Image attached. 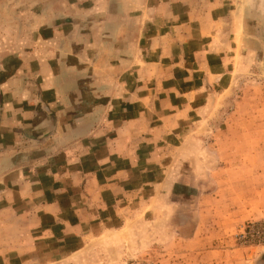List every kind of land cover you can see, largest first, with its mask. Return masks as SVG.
Listing matches in <instances>:
<instances>
[{"label":"crops","instance_id":"crops-1","mask_svg":"<svg viewBox=\"0 0 264 264\" xmlns=\"http://www.w3.org/2000/svg\"><path fill=\"white\" fill-rule=\"evenodd\" d=\"M184 1L159 0L175 8L162 20L179 21L168 47H182L183 15L223 23L236 17L234 42L255 47L241 41L264 23L255 2L238 14L236 0H189L183 12ZM149 2L0 0V20H12L8 28L0 24V35L13 40L0 45V264H28L39 254L42 264L68 258L114 229L118 217L127 221L140 213L150 198L158 204L177 197L176 210L182 185L191 194L201 191L192 183L196 172L184 174L181 164L170 168L176 155L168 157L165 139L181 109L159 107L168 100L159 91L164 79L134 70L151 64L134 42L146 8L154 14ZM22 37L31 39L23 43ZM174 85L181 89L176 79ZM176 98L169 100L177 104ZM207 191L201 192L207 201L219 202L217 192ZM230 215L216 217L208 205L201 207V225L189 242L219 236ZM209 221L217 227L207 235Z\"/></svg>","mask_w":264,"mask_h":264},{"label":"rangeland","instance_id":"rangeland-1","mask_svg":"<svg viewBox=\"0 0 264 264\" xmlns=\"http://www.w3.org/2000/svg\"><path fill=\"white\" fill-rule=\"evenodd\" d=\"M236 2L240 5L238 14L253 7L254 2L264 11V0ZM149 3V9L155 8L154 14L146 8L134 42L135 47L144 49L141 56L151 64L134 70L150 79H164L159 91L166 93L168 100L161 105L159 102V107L170 111L177 107L182 112L165 139L166 147L170 146L168 157L176 155L170 168L181 164L184 174L193 170L196 175L192 183L203 187L191 194L182 185L183 203L176 210L172 205L177 197L158 204V198H150L140 213H130L127 221L118 217L114 229L85 238L80 252L44 264H264V23L242 35V44L255 47H238L240 38L234 42L233 33L236 17L223 23L217 18L213 22L201 17L194 21L183 15L178 30L182 47H168L166 43L173 46L177 37L171 26L179 21L162 17L174 15V5H160L159 0ZM189 7V0L184 1L183 12ZM207 7L200 10L208 12L211 7ZM227 12L228 7L222 11L223 15ZM11 22L0 20L6 28ZM22 38L23 43L31 39ZM2 44L8 47L13 40L0 35ZM174 79L180 83V90H175ZM154 85L150 84L152 90ZM175 95L177 104L169 100ZM207 176L210 179L206 180ZM206 190L217 192L219 202L207 201L201 195ZM206 205L216 217L231 214L225 221L230 226L219 236L189 242L201 225L200 208ZM206 225L207 235L217 227L212 221ZM42 256L25 262L42 264Z\"/></svg>","mask_w":264,"mask_h":264}]
</instances>
